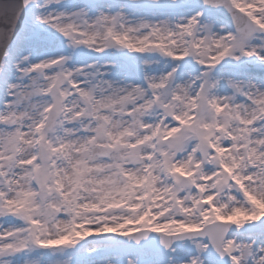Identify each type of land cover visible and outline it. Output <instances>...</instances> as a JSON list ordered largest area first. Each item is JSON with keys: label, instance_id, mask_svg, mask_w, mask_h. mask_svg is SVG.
<instances>
[{"label": "snow or ice", "instance_id": "snow-or-ice-1", "mask_svg": "<svg viewBox=\"0 0 264 264\" xmlns=\"http://www.w3.org/2000/svg\"><path fill=\"white\" fill-rule=\"evenodd\" d=\"M0 15V264H264V0Z\"/></svg>", "mask_w": 264, "mask_h": 264}, {"label": "water", "instance_id": "water-1", "mask_svg": "<svg viewBox=\"0 0 264 264\" xmlns=\"http://www.w3.org/2000/svg\"><path fill=\"white\" fill-rule=\"evenodd\" d=\"M6 25L4 24V18L2 15H0V28H4Z\"/></svg>", "mask_w": 264, "mask_h": 264}]
</instances>
